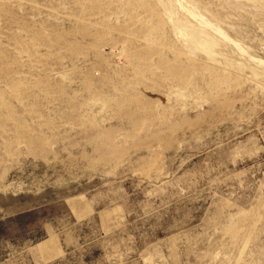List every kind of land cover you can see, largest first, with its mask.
I'll return each instance as SVG.
<instances>
[{
	"label": "rangeland",
	"instance_id": "rangeland-1",
	"mask_svg": "<svg viewBox=\"0 0 264 264\" xmlns=\"http://www.w3.org/2000/svg\"><path fill=\"white\" fill-rule=\"evenodd\" d=\"M0 264H264V0H0Z\"/></svg>",
	"mask_w": 264,
	"mask_h": 264
}]
</instances>
